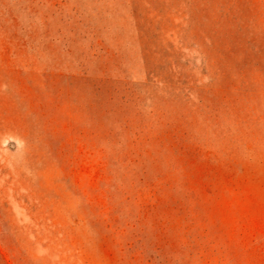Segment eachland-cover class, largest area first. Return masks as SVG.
Here are the masks:
<instances>
[{"label":"rangeland","instance_id":"374dc122","mask_svg":"<svg viewBox=\"0 0 264 264\" xmlns=\"http://www.w3.org/2000/svg\"><path fill=\"white\" fill-rule=\"evenodd\" d=\"M0 264H264V0H0Z\"/></svg>","mask_w":264,"mask_h":264}]
</instances>
